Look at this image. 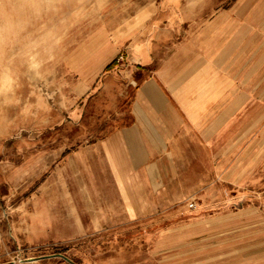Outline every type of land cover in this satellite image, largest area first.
Wrapping results in <instances>:
<instances>
[{
    "label": "rangeland",
    "instance_id": "obj_1",
    "mask_svg": "<svg viewBox=\"0 0 264 264\" xmlns=\"http://www.w3.org/2000/svg\"><path fill=\"white\" fill-rule=\"evenodd\" d=\"M204 1L214 7L237 2ZM77 3L64 0L52 22L68 19ZM159 3L190 0H109L101 17L70 26L50 86L38 85L49 108L43 119L23 120L20 108L7 109L17 124L0 134L7 237L0 264H264V158L257 164L248 158L246 176L234 184L218 182L189 198L175 190L156 194L130 214L101 161L95 167L79 157L81 147L112 128L119 104L87 76L110 58L118 39L132 37L147 15L143 8ZM116 60L125 70V54ZM19 95L21 107L36 102L27 82Z\"/></svg>",
    "mask_w": 264,
    "mask_h": 264
},
{
    "label": "crops",
    "instance_id": "obj_2",
    "mask_svg": "<svg viewBox=\"0 0 264 264\" xmlns=\"http://www.w3.org/2000/svg\"><path fill=\"white\" fill-rule=\"evenodd\" d=\"M204 2L144 7L132 37L118 39L87 76L119 104L112 128L79 157L95 167L101 161L130 214L156 194L189 198L218 182L234 184L246 176L248 158L263 161L264 0ZM2 215L0 203V259L7 252Z\"/></svg>",
    "mask_w": 264,
    "mask_h": 264
},
{
    "label": "clouds",
    "instance_id": "obj_3",
    "mask_svg": "<svg viewBox=\"0 0 264 264\" xmlns=\"http://www.w3.org/2000/svg\"><path fill=\"white\" fill-rule=\"evenodd\" d=\"M78 0L68 19L59 24L53 17L62 12L64 0H0V134L17 121L8 119L7 109L20 108L23 120H42L49 108L38 85L50 86L49 76L68 38V29L90 17H101L109 0H94L85 7ZM33 88L36 102H23L19 95L25 83ZM35 110V111H34Z\"/></svg>",
    "mask_w": 264,
    "mask_h": 264
},
{
    "label": "built area",
    "instance_id": "obj_4",
    "mask_svg": "<svg viewBox=\"0 0 264 264\" xmlns=\"http://www.w3.org/2000/svg\"><path fill=\"white\" fill-rule=\"evenodd\" d=\"M191 206L193 207V206H194V204H191Z\"/></svg>",
    "mask_w": 264,
    "mask_h": 264
}]
</instances>
